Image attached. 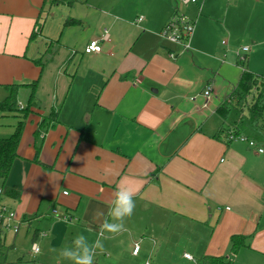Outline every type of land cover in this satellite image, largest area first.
Returning <instances> with one entry per match:
<instances>
[{"label": "crops", "instance_id": "crops-1", "mask_svg": "<svg viewBox=\"0 0 264 264\" xmlns=\"http://www.w3.org/2000/svg\"><path fill=\"white\" fill-rule=\"evenodd\" d=\"M87 1L78 0L70 7L53 4L51 0H0V95L5 92L6 99L9 92L5 87L19 85L17 96L21 89L28 90L23 99L25 102L28 98V103L31 92L28 85L40 77V68L35 62L49 58L48 50L55 55L45 71L49 67L48 72L54 68L57 71V82L50 91L49 103L43 105L36 93L39 106L36 114L29 118L19 147V157L4 185V188L18 192L17 199H3L19 223L15 235L24 226L26 234L33 237V244L42 240L45 248L37 253L43 252L42 261L49 257L52 247L70 243L78 233H83L90 241L95 240L99 221H93V212L97 208L106 212L116 187L127 185L136 192V207L133 215L125 220L126 230L103 241L105 252L109 250L106 246L112 249L111 253L132 249V258L138 259L143 253L147 260L158 259L160 255L165 258L171 250V257L176 258L171 264H200L198 259L202 257L227 258L232 253V237L244 236L247 246L236 255L248 250L263 260L264 154H259L245 142L226 144L214 138L224 122L221 118L219 125L212 119V114L218 115L220 103L239 81L229 90L217 89L219 75L213 74V59L205 55V52L215 51L207 22L214 20L216 14L207 12V6H202L199 0L193 4L197 27L191 49L185 52L189 53L187 57L180 55L183 53L180 45L172 43L171 48L162 46L170 60L176 62L170 63L175 71L155 73L148 69L147 64L139 77L128 78L132 72L130 67L127 72H120L119 79L112 83L109 79L113 76H106L108 84L95 106L112 111L113 117L106 119L103 114L94 117L95 112H89L95 107L90 106L87 95L81 94V89L74 86L81 69L80 63L103 61L108 64L103 51L92 55L78 51L75 55H62V50L69 49L72 44L78 46L76 37L70 36V32L72 34V30L88 19V8L94 9ZM160 1L157 22L162 27L170 20L167 6L172 5V0ZM229 7L228 4L220 15L224 14L227 18ZM52 11L60 12V17L51 16ZM45 14L47 21L51 18L52 25L43 21ZM108 15L105 13L101 21L106 20ZM101 21L91 33V38L85 40L84 47L91 40L101 39L107 31L105 28L101 33ZM145 22L147 28H151L148 21L139 24ZM53 29L56 34H53ZM142 29L146 31L145 27ZM33 33L38 35L30 41ZM155 35L164 40L162 35ZM50 41H59V44L51 46L48 44ZM106 51L112 55L110 48ZM253 52L249 48L246 54L249 70L264 76V70L253 65L257 63V55ZM172 54L176 57L171 58ZM196 58L206 63V75L203 77L196 75L193 78L194 69L184 68L189 60L193 67ZM75 60L77 62L72 71L79 68L76 76L70 75L67 85L62 72L66 75ZM121 61L119 59L117 63L121 64ZM54 64L56 67H53ZM117 66L114 67L115 73L118 72ZM125 75L127 77L124 78ZM208 85L212 87L214 97L209 107L203 109L204 91ZM150 89L158 98L151 97L156 94L150 95ZM165 91L167 93L162 98L160 93ZM222 95L224 99L221 100ZM191 96L193 102H190L195 103L196 110L194 104L188 102ZM144 98L146 102H142ZM190 106L193 112L187 114L190 118L184 121L186 114L181 115L182 109ZM52 110L59 112L58 123L44 133L39 125ZM92 121L94 129L88 125ZM250 126L244 122L241 128L264 148V131L252 124ZM92 132L94 136L87 135ZM7 135L1 134L0 137H9ZM36 147H40V163L34 161ZM55 208H59L61 214L66 213L71 221L54 222L52 211ZM141 225L140 234H147L143 245L142 241L135 240L137 233L134 231ZM183 229L185 235L181 234ZM130 231L133 234L129 235ZM42 232H46L47 236L41 237ZM36 233H39L38 237ZM3 236L5 239L0 248L6 246V232ZM176 236L181 237L179 242ZM155 237L160 241L157 244L153 242ZM179 243H183V247L177 248ZM136 245L139 247L137 254L134 253ZM185 254L192 255L199 262L187 260Z\"/></svg>", "mask_w": 264, "mask_h": 264}, {"label": "rangeland", "instance_id": "rangeland-1", "mask_svg": "<svg viewBox=\"0 0 264 264\" xmlns=\"http://www.w3.org/2000/svg\"><path fill=\"white\" fill-rule=\"evenodd\" d=\"M199 1H201L200 4H202V6L204 4L207 6V12L216 14L214 20L207 22L209 34L212 37L213 43H215V51L212 53L205 52V55L213 59V74L219 75L217 78V89L221 88L224 90L228 88L227 90H229L231 87L236 86L237 80H239V75L241 73V69L236 64L238 57L237 53H239L240 51L238 50L245 45L251 48L252 52L254 51L253 53H256L257 55V63L255 64L254 62L253 65H257L259 66L258 68L264 70V0ZM228 4L230 7L228 8L227 18H225L224 14L220 15V13L227 9ZM89 5H92L94 9L91 10L88 8V19L84 21L83 25L78 26L76 30H72V34L70 32V36L76 37L75 42L78 44V46L72 44L68 47L69 49L65 48L62 50V55H71L73 50L78 51L79 53L84 52L85 40L87 41L91 38V33L97 28L98 22L101 21L102 17L104 18L105 13H109V15L106 16V20L101 21L103 22L101 23V33H104V29L107 28V31L111 36L110 43L101 44L103 47L104 60L109 62L108 64H104L103 61H99L98 63H80L79 67H81V69L78 73L79 76L77 75L78 77L74 83L75 87L81 89V94L83 93L87 95V99L90 101V106H93L94 108L97 102H99L101 93L102 91L104 92L106 88L105 86L108 84L106 83L108 80L105 78L106 76L107 78L113 76L111 79H109V82L112 83L116 79H119L120 72H127L130 67L132 72L130 71L129 75L127 73L128 78L132 79L133 76L139 77L140 73L144 70L147 64L148 69L155 73L175 71L174 67L170 63L176 64V62L171 61L169 55H167L165 50L162 48V46L171 48L170 46L172 43L167 39L165 40V37L163 36V30L166 26L162 25L161 27V25L157 22L158 13L161 10L160 0H89ZM189 5H191L189 11L185 12L186 7ZM189 5L183 6V4H179L178 0H172V5H170V7L167 6V9H169L168 13H170L171 16L169 17V22H171L173 19V13L177 7L180 10L179 14H184L185 17L192 21L193 28L196 33L197 24L195 22L196 16L194 18V5ZM83 10V13L85 14L86 9L84 8ZM52 14H54V16L60 17L61 13L58 11H52L51 16ZM93 15H95V17H93ZM45 16L46 14L43 17L44 22L47 21ZM140 18H142L144 21H148L151 24V26H149L151 28H147L146 22L142 25H140L141 23L136 25L138 24L137 20ZM51 21V18H49V21H47L48 24H50ZM225 23L226 29L224 28ZM143 27L146 28L145 32L142 29ZM52 32L53 34H56V30L53 29ZM60 32L61 31H59L56 36L59 37ZM155 33L162 35L164 40L162 39L161 41L157 35H155ZM109 48L112 55L110 53L108 54L106 51ZM188 51L189 50L184 51L183 53L180 51L179 54L181 53L180 55L185 58L189 55V53L185 54V52ZM183 54L185 55L183 56ZM248 58L250 61V57ZM119 59H122L121 64L117 63ZM220 61H224V63L222 64ZM76 62L77 60H75L73 65L70 66V69H68V73H66V75L62 72V75L65 77L63 79L66 80L67 85L70 82V75L72 74V76H74L75 74L76 76V71L79 67L74 68V71H72ZM178 62L179 61H177V63ZM205 64L198 61L196 58L194 59L193 67L192 62L189 60V64L184 68L187 70L194 69L193 78L196 75L203 77L206 75L207 67ZM54 65L55 66L53 67H56V64ZM115 66L118 68L117 73L114 71ZM49 69L50 67L45 71L43 79L39 83L37 90V96L40 97L43 105L49 103V94L51 93L50 91H53L57 82V71L54 68L48 72ZM125 77L127 76L125 75L124 78ZM211 78H215V75H211ZM1 93H3V95H0V99L3 100L6 97V94L3 91ZM28 93V90L21 89L17 99L21 107L26 106L28 98L25 102L23 99L24 97L26 98ZM152 93L156 94L152 91V89H150V95H153ZM165 93L167 92L165 91L160 93L162 98L165 96ZM225 94L226 93H224V95ZM224 95L220 97L221 100L224 99ZM218 96H220L219 93ZM151 97L158 98L157 94ZM192 97L193 96L190 97L188 102L192 101ZM146 101L147 99H142V102ZM192 102L190 103L194 104L195 109V103ZM42 109L44 108L42 107ZM191 111L193 112L192 106H190V108L182 109L181 115L184 113L186 114V116L183 117L184 121L190 118L187 116V114H189ZM89 112H95L94 117L100 114H103V117L106 119L113 117L111 110H101L97 109V107L91 109ZM167 116H169V112H167ZM212 117V119L218 122L219 125L222 123V119L219 115L212 114ZM237 118L238 117L236 115L232 114L226 123L232 124ZM17 122L18 119L15 116H0V136L1 134L5 133L8 134L7 136H11L15 131ZM245 124L248 126L251 125L248 121H246ZM85 125L86 124L80 128L83 129ZM88 125L91 129L95 128L94 121H92V123H88ZM87 135L94 136V133L92 132ZM50 208H52V204ZM55 210H57L58 215H53L55 219L54 222L69 223L63 218L66 216V213L61 214L59 208H55ZM158 224H161V222H158ZM141 227L142 225L140 227H135L134 231L137 233H135L137 235L135 240L140 243L142 241L143 245V240L147 238H145L147 234H140L139 231ZM26 231L27 230H25V227L23 226L17 235H15L14 231L6 232V246L0 248V264H72L71 261L63 260L58 257L56 250H58L64 244L58 247H52L49 257L46 258L45 261H42L41 256L43 252L37 255L33 253V237L31 238L30 235H27ZM131 234H133L132 231H130L129 235ZM181 234L185 235L184 229L181 231ZM180 238V236H176V241L179 242ZM128 240L130 241V239ZM153 242L157 244L160 241L157 237H155ZM172 242L174 243L175 239H173ZM34 244H38L40 251L42 248H45V246H43L42 240H39ZM106 247L109 250L106 249V252L104 251L102 254L97 255L94 264H171V261L176 259L175 257H171V250L165 254V258H162V255H160L158 259L153 257V259L146 260L143 257V253L138 259L132 258V249L126 250L124 252H122L123 249H119L118 251L111 253L112 249L109 246ZM181 247H183V243H179L177 245V248ZM242 252L243 253L240 255L229 253L227 258L228 260H231L233 264H264V259L262 258L263 260H260L261 258L258 256V254L249 252L248 250Z\"/></svg>", "mask_w": 264, "mask_h": 264}, {"label": "trees", "instance_id": "trees-1", "mask_svg": "<svg viewBox=\"0 0 264 264\" xmlns=\"http://www.w3.org/2000/svg\"><path fill=\"white\" fill-rule=\"evenodd\" d=\"M78 0H51V3L58 5L74 6ZM175 8L174 16L177 14ZM173 16V17H174ZM71 21H68V23ZM38 34L33 33L30 41L35 39ZM59 44V41H53L50 44ZM60 46L58 47V51ZM49 58L43 59L35 64L40 68V77L28 85L30 87V97L27 105L21 107L17 100V92L19 85H8L5 88L8 90L9 95L6 99L0 100V116L12 115L18 119L14 133L9 137H0V188L3 189V197L17 199L18 192L4 188L5 182L8 179L14 162L19 157L18 151L24 135L26 125L29 122L31 115L36 114L35 110L39 106V100L36 96L37 87L41 75L50 62V59L55 55L52 50H48ZM248 60L245 62L237 58V66L241 69V74L237 87L231 91L222 101L218 107L217 114L223 119V125L214 136L215 139L222 141L226 144L234 142L231 136L239 137L244 136L248 139L249 133L241 128V125L248 121L253 126L260 128L264 131V76L256 74L249 70ZM236 115L238 118L232 123H226L230 115ZM59 112L52 110L47 116L43 117L39 125L40 130L47 132L50 128H54L58 123ZM39 133V132H38ZM36 133V136L38 135ZM35 162H39L40 147H36ZM2 186V187H1ZM39 233H36V237ZM4 236H0V243L4 241ZM246 239L244 236H233L231 239V252L236 255L243 247H246ZM200 264H233L231 260L226 257H202L198 259ZM197 261V260H196ZM197 261V262H199ZM196 262V263H197Z\"/></svg>", "mask_w": 264, "mask_h": 264}, {"label": "built area", "instance_id": "built-area-1", "mask_svg": "<svg viewBox=\"0 0 264 264\" xmlns=\"http://www.w3.org/2000/svg\"><path fill=\"white\" fill-rule=\"evenodd\" d=\"M179 4H183V6H187L189 4H196L197 0H178ZM177 14L173 17L171 22H169L166 27L163 30V36L165 39H167L169 42L173 44L180 45L182 48V52L190 50L191 49V43L194 35V28L193 23L191 20H189L187 17H185L184 14H179L180 10L177 8ZM144 20L142 18L137 20V23H142ZM110 41V35L108 31H105L104 35L101 37V39H94L91 40L88 45L84 49V54L86 55H92V54H100L103 51L102 43H106ZM249 52L248 47H243L241 51L238 53V59L240 61L246 60V54ZM77 52L73 51L72 55H75ZM175 55H171V58H175ZM214 97V93L212 91L211 86H206L204 91V103L202 108L207 109ZM231 140L233 141H240L245 142L249 145L250 148L255 149L258 151L259 154H264V148H261L258 143L252 139H248L244 136L234 137L231 136ZM64 195H68L67 192H64ZM3 189L0 188V236H3L5 232L14 231L15 234L19 230V223L15 221V214L10 208L3 203ZM229 210V209H228ZM52 214L57 216L58 212L57 210H53ZM66 222H70L71 218L66 215L63 217ZM15 223V224H14ZM41 237H46L47 233L42 232L40 234ZM33 253L37 254L40 252V249L37 244H33L32 246ZM139 252V247L136 245L134 249V253L137 254ZM184 257L187 260H190L192 262H197L196 259L190 255L185 254Z\"/></svg>", "mask_w": 264, "mask_h": 264}, {"label": "clouds", "instance_id": "clouds-1", "mask_svg": "<svg viewBox=\"0 0 264 264\" xmlns=\"http://www.w3.org/2000/svg\"><path fill=\"white\" fill-rule=\"evenodd\" d=\"M135 196L131 187L118 185L108 202L107 211L97 208L93 212V221H99L96 239L90 241L86 235L78 233L70 243L56 250L58 257L72 264H94L97 255L105 251L103 241L126 230L125 220L133 215L136 207Z\"/></svg>", "mask_w": 264, "mask_h": 264}]
</instances>
